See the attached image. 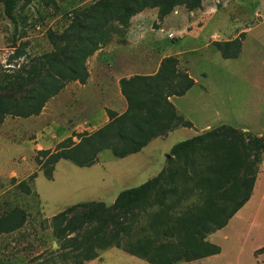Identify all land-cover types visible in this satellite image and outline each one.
Segmentation results:
<instances>
[{
	"label": "rangeland",
	"instance_id": "obj_1",
	"mask_svg": "<svg viewBox=\"0 0 264 264\" xmlns=\"http://www.w3.org/2000/svg\"><path fill=\"white\" fill-rule=\"evenodd\" d=\"M94 1L24 0L16 11V25L4 15L0 1V64L17 66L50 51L48 33H61L75 12ZM262 18L261 0H203L192 10L177 5L163 17L157 7L145 8L127 26L111 27L108 42L86 60L85 84L68 82L36 116H6L0 123V205L24 209L27 221L19 230L0 236V264H64L50 258L59 245L51 217L77 203L111 205L120 191L140 185L170 165L171 147L177 142L221 124L241 131L250 128L249 133L259 136L255 128L264 130ZM250 27L242 45L240 31ZM233 39L240 40V53L223 57L214 42ZM166 56L176 57L179 68L195 81L184 95L171 97L192 126L177 127L123 158L104 149L90 166L60 159L48 178L41 166L45 157L40 160L38 151L53 150L72 134L100 127L107 108L123 112L126 101L117 79L155 73ZM73 140L78 141L76 136ZM21 181L29 193L19 187ZM138 220L142 223L143 217ZM205 239L218 245L219 253L173 264H264L260 250L264 247V156L249 199L224 227ZM82 264L151 263L110 246Z\"/></svg>",
	"mask_w": 264,
	"mask_h": 264
},
{
	"label": "trees",
	"instance_id": "obj_2",
	"mask_svg": "<svg viewBox=\"0 0 264 264\" xmlns=\"http://www.w3.org/2000/svg\"><path fill=\"white\" fill-rule=\"evenodd\" d=\"M0 1L4 15L16 25V11L24 0ZM202 1L96 0L82 7L61 33H48L50 51L17 66L0 64V123L6 116L40 114L68 82L85 84L89 76L86 60L108 42L114 24L127 26L132 16L148 7H157L163 17L177 5L192 10ZM214 45L226 58L236 57L241 49L237 39L215 41ZM194 83L174 56L163 57L155 73L120 78L125 110L118 113L107 108L108 120L100 127L72 134L53 150H39L40 160L45 157L41 162L45 175L52 176L60 159L90 166L104 149L123 158L177 127H191L171 97L184 95ZM171 154L170 165L140 185L120 191L111 205L82 202L53 215L50 223L59 245L50 258L82 264L98 258L100 250L110 246L151 264L192 261L219 253L218 245L205 238L224 227L249 199L263 161L264 137L221 124L177 142ZM18 185L30 192L25 181ZM191 197L195 199L187 203ZM0 207V236L24 226V209Z\"/></svg>",
	"mask_w": 264,
	"mask_h": 264
},
{
	"label": "crops",
	"instance_id": "obj_3",
	"mask_svg": "<svg viewBox=\"0 0 264 264\" xmlns=\"http://www.w3.org/2000/svg\"><path fill=\"white\" fill-rule=\"evenodd\" d=\"M261 2H263L264 3V0H261ZM133 20V19H132ZM262 22H264V19L262 18V21L260 22V23H262ZM249 30H252L251 29V27L249 28V29H243V30H241L240 32L241 33H244V36H243V38H242V45H243V42H244V40H245V37H246V34L247 33H249ZM100 50H103V51H107V48H101ZM103 51H101V52H103ZM160 62V61H159ZM159 62H158V64H157V68H158V66H159ZM99 64V63H98ZM156 68V69H157ZM89 71V70H88ZM109 76L111 77V78H113L114 76L113 75H111V73H109ZM125 77H129V76H125ZM120 78H122V77H119L118 79H117V81H118V84H119V80H120ZM97 117V116H96ZM100 117H103V122L105 123L107 120H108V118H106L105 116H104V114H102V116H100ZM92 118L94 119L95 117H94V115H92ZM264 126V125H263ZM93 129H96V127H92V129L91 130H93ZM243 129H245V130H247V131H244V132H249V130H250V128L248 129V128H243ZM255 129H258L259 130V136H261V135H264V130H263V127H258V128H255ZM215 255V254H214Z\"/></svg>",
	"mask_w": 264,
	"mask_h": 264
}]
</instances>
